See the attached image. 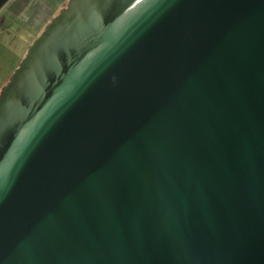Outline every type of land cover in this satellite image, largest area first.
I'll use <instances>...</instances> for the list:
<instances>
[{
	"label": "water",
	"instance_id": "water-1",
	"mask_svg": "<svg viewBox=\"0 0 264 264\" xmlns=\"http://www.w3.org/2000/svg\"><path fill=\"white\" fill-rule=\"evenodd\" d=\"M0 264H264V0H69L0 96Z\"/></svg>",
	"mask_w": 264,
	"mask_h": 264
},
{
	"label": "crops",
	"instance_id": "crops-1",
	"mask_svg": "<svg viewBox=\"0 0 264 264\" xmlns=\"http://www.w3.org/2000/svg\"><path fill=\"white\" fill-rule=\"evenodd\" d=\"M69 0H11L0 11V96L28 49Z\"/></svg>",
	"mask_w": 264,
	"mask_h": 264
},
{
	"label": "trees",
	"instance_id": "trees-1",
	"mask_svg": "<svg viewBox=\"0 0 264 264\" xmlns=\"http://www.w3.org/2000/svg\"><path fill=\"white\" fill-rule=\"evenodd\" d=\"M11 0H0V11L10 2Z\"/></svg>",
	"mask_w": 264,
	"mask_h": 264
},
{
	"label": "built area",
	"instance_id": "built-area-1",
	"mask_svg": "<svg viewBox=\"0 0 264 264\" xmlns=\"http://www.w3.org/2000/svg\"><path fill=\"white\" fill-rule=\"evenodd\" d=\"M0 23H1V19H0Z\"/></svg>",
	"mask_w": 264,
	"mask_h": 264
},
{
	"label": "rangeland",
	"instance_id": "rangeland-1",
	"mask_svg": "<svg viewBox=\"0 0 264 264\" xmlns=\"http://www.w3.org/2000/svg\"><path fill=\"white\" fill-rule=\"evenodd\" d=\"M39 36H40V35H39ZM39 36H38V37H39Z\"/></svg>",
	"mask_w": 264,
	"mask_h": 264
}]
</instances>
